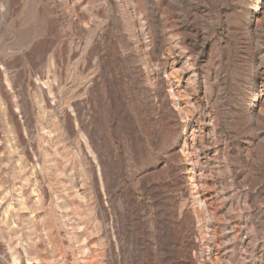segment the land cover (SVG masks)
<instances>
[{
	"label": "rangeland",
	"instance_id": "374dc122",
	"mask_svg": "<svg viewBox=\"0 0 264 264\" xmlns=\"http://www.w3.org/2000/svg\"><path fill=\"white\" fill-rule=\"evenodd\" d=\"M0 264H264V0H0Z\"/></svg>",
	"mask_w": 264,
	"mask_h": 264
}]
</instances>
